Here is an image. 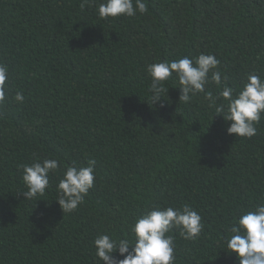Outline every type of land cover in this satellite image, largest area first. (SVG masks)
I'll return each instance as SVG.
<instances>
[{"label": "trees", "instance_id": "1", "mask_svg": "<svg viewBox=\"0 0 264 264\" xmlns=\"http://www.w3.org/2000/svg\"><path fill=\"white\" fill-rule=\"evenodd\" d=\"M101 2L0 0V61L11 77L0 108V264H98L97 234L134 239L145 210L184 204L204 228L195 240L173 229L175 264H238L223 238L264 202V115L252 138L228 134L231 122L212 118L203 93L178 101L174 78L152 104L146 68L204 53L220 60L227 86L264 77V0H146L147 13L115 19L98 17ZM37 158L95 160L84 204L62 212L59 173L38 201L24 199L21 166Z\"/></svg>", "mask_w": 264, "mask_h": 264}, {"label": "clouds", "instance_id": "2", "mask_svg": "<svg viewBox=\"0 0 264 264\" xmlns=\"http://www.w3.org/2000/svg\"><path fill=\"white\" fill-rule=\"evenodd\" d=\"M89 2L82 0L81 8ZM96 11L101 19H115L122 15L145 14L148 6L146 0H103ZM219 65L220 60L214 54L204 53L148 64L151 103L163 99L169 89L166 82L174 78L179 84V102L190 103L197 94L203 93L213 110L212 118L220 116L225 122H231L226 129L228 134L250 139L257 134V125L264 115V77L250 73L243 86L236 89L222 81ZM10 79L8 65L0 61V108L8 102ZM209 83H214L219 91L214 94L206 90ZM12 99L23 103L25 97L17 90ZM95 163L90 159L83 166L73 163L61 167L57 159L37 158L31 164L21 166L22 181L27 190L20 193L24 199L38 201L37 197L43 196L50 187V174L59 173L55 201L63 213L74 212L84 204L85 196L94 186ZM203 228L201 215L189 204L180 207L154 205L131 225L134 239L115 237L106 232L97 234L92 241L94 255L98 264H175L173 229L179 230L184 239L195 240ZM226 232L223 238L225 251L234 253L238 264H264V202L243 210Z\"/></svg>", "mask_w": 264, "mask_h": 264}]
</instances>
